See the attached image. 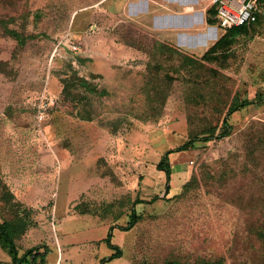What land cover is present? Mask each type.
I'll return each mask as SVG.
<instances>
[{
	"label": "rangeland",
	"instance_id": "374dc122",
	"mask_svg": "<svg viewBox=\"0 0 264 264\" xmlns=\"http://www.w3.org/2000/svg\"><path fill=\"white\" fill-rule=\"evenodd\" d=\"M93 1L0 0V223L18 256L103 264L112 228L106 264H264V26L203 59L79 9ZM206 129L169 154L166 193L155 165Z\"/></svg>",
	"mask_w": 264,
	"mask_h": 264
},
{
	"label": "crops",
	"instance_id": "0c3cea01",
	"mask_svg": "<svg viewBox=\"0 0 264 264\" xmlns=\"http://www.w3.org/2000/svg\"><path fill=\"white\" fill-rule=\"evenodd\" d=\"M103 1L94 0L91 4H85L79 9L90 11L96 9L97 12L93 16L100 17L125 15L128 18L127 21L153 34L157 41L192 50L199 48L207 50L223 33L222 31L219 35L215 26L206 23V11L211 6L212 0L203 2L201 6L198 5L203 0H118L106 8H101L110 0ZM188 6L191 10L186 9ZM116 11L121 13L116 15L114 13ZM210 36L215 39L209 38ZM186 40H193L194 43L186 45ZM103 259L106 258L100 256L99 261Z\"/></svg>",
	"mask_w": 264,
	"mask_h": 264
},
{
	"label": "trees",
	"instance_id": "16d2710c",
	"mask_svg": "<svg viewBox=\"0 0 264 264\" xmlns=\"http://www.w3.org/2000/svg\"><path fill=\"white\" fill-rule=\"evenodd\" d=\"M258 9L264 12V0H257L256 1ZM217 4H211V6L206 11V23L210 26H215L219 30L223 31L222 35L202 54V58L206 59L209 57L216 58L218 55L221 57H226L227 51L230 49V47L234 44L236 38L238 36L242 35H252L256 33V27L260 24L264 26V16L261 13H257V19L254 22L245 23L240 26H234L228 29L223 30L219 26V21L217 18V12H216ZM79 84L86 89L88 88L87 82L84 80H79ZM259 98L264 99V95L260 96ZM254 102L252 101H237L233 102L229 108L227 109L224 119H223V134L222 136H227L230 134L231 126L227 122V118L231 114H233L236 111L241 110L244 107H248ZM200 134H203L205 136L199 137L194 136L193 138L186 141L184 144L180 145L176 150H169L165 153L164 156L160 159V161L155 165V168L159 171H162L165 175V186H166V193L169 190V181L171 176V167L169 162V154L176 151H184L190 146L193 145L196 141H209L212 136L208 134V130L202 131ZM129 222L126 224V226L121 227L122 230H130L137 222V215L135 210H132L131 216H130ZM112 229V228H111ZM111 229L107 233V236L105 238V242L107 246L113 251V253L107 258L103 259L101 263H105L106 261H111L115 258H118L121 256V250L120 248L111 243L112 238V231ZM0 247L1 249L5 250L10 258V261L12 264H45V258L48 255V248L43 246H35L31 249H28L22 256H18V251L15 247L14 241H13V235L12 230L10 229L9 225L7 223H0Z\"/></svg>",
	"mask_w": 264,
	"mask_h": 264
},
{
	"label": "built area",
	"instance_id": "2783aa9c",
	"mask_svg": "<svg viewBox=\"0 0 264 264\" xmlns=\"http://www.w3.org/2000/svg\"><path fill=\"white\" fill-rule=\"evenodd\" d=\"M256 1L257 0H212L213 4H217L216 12L219 26L225 30L256 21L257 13H261L264 16V12L258 9ZM37 118L38 121L44 119L43 110L38 111Z\"/></svg>",
	"mask_w": 264,
	"mask_h": 264
},
{
	"label": "bare ground",
	"instance_id": "6f19581e",
	"mask_svg": "<svg viewBox=\"0 0 264 264\" xmlns=\"http://www.w3.org/2000/svg\"><path fill=\"white\" fill-rule=\"evenodd\" d=\"M184 6V5H183ZM186 9H188V10H191V7L190 6H188V7H186ZM213 38V36L211 37V39Z\"/></svg>",
	"mask_w": 264,
	"mask_h": 264
}]
</instances>
